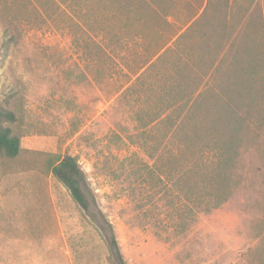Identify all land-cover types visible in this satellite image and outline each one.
Instances as JSON below:
<instances>
[{"label": "rangeland", "instance_id": "374dc122", "mask_svg": "<svg viewBox=\"0 0 264 264\" xmlns=\"http://www.w3.org/2000/svg\"><path fill=\"white\" fill-rule=\"evenodd\" d=\"M12 37L0 109L23 151L0 154V264H116L113 233L127 264H264V0H0V53ZM235 96L249 130L214 185ZM67 154L89 214L52 175Z\"/></svg>", "mask_w": 264, "mask_h": 264}, {"label": "trees", "instance_id": "16d2710c", "mask_svg": "<svg viewBox=\"0 0 264 264\" xmlns=\"http://www.w3.org/2000/svg\"><path fill=\"white\" fill-rule=\"evenodd\" d=\"M231 37H226V40L229 41ZM15 39L12 37L10 39H6L3 41L2 46H1V53L0 57L1 60L6 58L10 50L12 48V45L14 44ZM164 55V54H163ZM163 55L159 56L152 64H150L151 61H146V63H143L140 69H145L143 72H137V80H140L141 78L144 77L145 73L147 72L148 69H155L157 67L158 63L162 61ZM252 77V76H251ZM252 79V78H251ZM251 79H248L251 81ZM260 81L262 82V86H264V77L259 78ZM256 81V80H254ZM242 86L247 87L250 85L251 90L253 91L254 89L257 88L258 83L253 82L252 85L250 82L246 81V83H240ZM250 89V88H247ZM241 90H239L238 93L240 94ZM250 95H253L254 92H251L250 90L248 91ZM264 92V90H263ZM254 97V96H253ZM231 103H227V109L225 110V117H222L224 115H221L219 118V122L221 123V132L220 136L213 138L212 142L215 145V149L213 148L211 151H215L217 154L216 156V161H213L211 163H207L204 167L203 174L206 176V179L211 176V173L216 167V172L217 174L215 175L216 178L212 179L214 182V185L221 184L223 180V184L225 185L226 178L224 177L226 174L227 168L230 166H233V163L235 161V155L239 151L240 144L242 142V132H243V126H246V131L249 130V126L246 125V118L245 116L250 112L251 110V105H246L244 106L243 102L238 103L236 101V96L235 98H231ZM185 108L187 110H185ZM246 108V113L245 116L241 114ZM171 106L166 107L163 109L161 114H166V119L169 122H173L172 117L175 115L177 111L175 109L170 110ZM201 109L198 104L192 105L190 107L184 106L181 110L186 111L187 117L194 116L197 114L196 112ZM226 109V108H225ZM259 111V110H257ZM181 112H179L180 116ZM17 121V116L14 111L6 110L3 107L0 109V154L3 155L4 164H12L15 161H17L22 154V146H21V136L17 134L12 127H5L3 124L4 123H10L14 124ZM172 124V123H170ZM183 126H186L188 124H182ZM192 128L198 130L200 129V123L199 124H193ZM182 129V130H181ZM174 125H166V132L167 134L170 133L171 131H174ZM183 133L185 132L184 127L180 126L177 128V132ZM187 132V131H186ZM185 132V133H186ZM199 132V131H198ZM209 143H207L208 145ZM52 175L53 177L61 183L70 193L73 201L85 212V214H89V201L88 198L85 194V192L82 189V184L85 182L84 179V171L82 170L79 160L77 156H72V155H65L63 157H53L52 160ZM225 178V180H224ZM217 199L220 200L218 205H221L222 202L226 201L229 196L225 195L224 192L222 191V186H221V192L217 190ZM210 210V209H209ZM101 213V212H100ZM102 215V213H101ZM103 216V215H102ZM104 217V216H103ZM112 230V227H111ZM110 247L112 249V253L115 257V262L116 264H127L125 262V259L121 253L118 241L116 239V236L114 233L112 234L111 240H110Z\"/></svg>", "mask_w": 264, "mask_h": 264}, {"label": "crops", "instance_id": "0c3cea01", "mask_svg": "<svg viewBox=\"0 0 264 264\" xmlns=\"http://www.w3.org/2000/svg\"><path fill=\"white\" fill-rule=\"evenodd\" d=\"M241 18H243V17H241ZM255 26H256V23H255ZM256 29V28H255Z\"/></svg>", "mask_w": 264, "mask_h": 264}]
</instances>
